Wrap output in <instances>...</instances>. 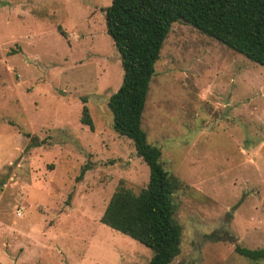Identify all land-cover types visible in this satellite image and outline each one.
Wrapping results in <instances>:
<instances>
[{"label":"rangeland","instance_id":"obj_1","mask_svg":"<svg viewBox=\"0 0 264 264\" xmlns=\"http://www.w3.org/2000/svg\"><path fill=\"white\" fill-rule=\"evenodd\" d=\"M110 3L0 0V264H146L152 256L100 222L120 184L137 194L149 175L111 127L107 101L123 73L105 30ZM84 105L93 130L80 122ZM141 127L183 184L170 264H255L234 248H264V67L174 23ZM25 134L44 143L28 147Z\"/></svg>","mask_w":264,"mask_h":264},{"label":"trees","instance_id":"obj_2","mask_svg":"<svg viewBox=\"0 0 264 264\" xmlns=\"http://www.w3.org/2000/svg\"><path fill=\"white\" fill-rule=\"evenodd\" d=\"M102 11L123 73L120 87L107 101L111 127L132 142L149 175L137 194L120 184L100 222L151 250L146 264H170L180 249L182 228L174 218V199L183 184L164 170L161 149L148 143L141 127L155 64L172 25L180 22L264 67V0H111ZM80 122L93 130L85 105ZM25 136L28 147L44 143ZM89 168L84 165L76 181ZM234 252L255 264L264 261V248L236 245Z\"/></svg>","mask_w":264,"mask_h":264}]
</instances>
